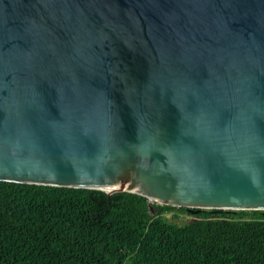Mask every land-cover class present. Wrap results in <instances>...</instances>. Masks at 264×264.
Masks as SVG:
<instances>
[{
	"label": "water",
	"instance_id": "obj_1",
	"mask_svg": "<svg viewBox=\"0 0 264 264\" xmlns=\"http://www.w3.org/2000/svg\"><path fill=\"white\" fill-rule=\"evenodd\" d=\"M0 182L264 211V0H0Z\"/></svg>",
	"mask_w": 264,
	"mask_h": 264
},
{
	"label": "trees",
	"instance_id": "obj_2",
	"mask_svg": "<svg viewBox=\"0 0 264 264\" xmlns=\"http://www.w3.org/2000/svg\"><path fill=\"white\" fill-rule=\"evenodd\" d=\"M152 206L133 193L0 182V264H264V211ZM175 210L195 219L165 217Z\"/></svg>",
	"mask_w": 264,
	"mask_h": 264
},
{
	"label": "rangeland",
	"instance_id": "obj_3",
	"mask_svg": "<svg viewBox=\"0 0 264 264\" xmlns=\"http://www.w3.org/2000/svg\"><path fill=\"white\" fill-rule=\"evenodd\" d=\"M175 215H178L179 217H176ZM165 217L171 221H174L180 225L190 222L192 220H194L195 218L193 217V215L186 213V212H179L178 210H175L173 212L170 213H166Z\"/></svg>",
	"mask_w": 264,
	"mask_h": 264
}]
</instances>
